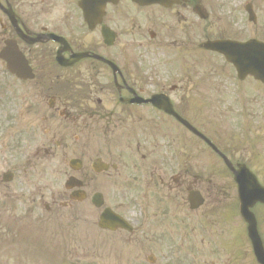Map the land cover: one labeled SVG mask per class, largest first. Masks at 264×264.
<instances>
[{
    "label": "flooded vegetation",
    "instance_id": "af4514ba",
    "mask_svg": "<svg viewBox=\"0 0 264 264\" xmlns=\"http://www.w3.org/2000/svg\"><path fill=\"white\" fill-rule=\"evenodd\" d=\"M4 1L24 22L32 23L33 31L64 35L75 51L101 54L117 67L92 57L72 67L59 66L53 60L59 45L51 41L28 48L33 80L0 76V264H19L14 236L35 233L39 225L50 223L69 233L81 224H95V216L107 207L139 223L141 219L132 217L138 199L143 223L150 225L156 215L185 207L190 188L201 191L205 209L212 197L216 203L227 199V167L212 165L206 144L149 102L153 94L164 92L175 110L195 124L190 94L183 90L190 85L189 93L194 92L195 78L191 73L173 78L170 62L149 59L162 50L178 56L180 51L194 52L179 37L191 38L195 31L196 5L210 13L206 21L214 18L225 27L223 35L233 34L236 14L221 21L217 12L227 8L218 6V0H189L170 10L118 0L107 5L103 18L116 33L113 44L107 45L98 36L102 24L92 30L85 24V37L77 35L79 30L75 33L74 22H81L82 14L73 5L62 6L59 0ZM252 5L251 37L264 41V7L257 0ZM44 21L48 25L43 26ZM237 32L245 40L249 31ZM142 34L150 40H133L137 49L129 37ZM252 80L259 87L253 118L263 119L258 136L253 142L242 139L237 149L224 143L223 148L231 156L250 153L252 169L264 185V83ZM199 117L201 125H195L204 134L211 132L207 117ZM25 156V166L13 167ZM84 205L91 210L85 212ZM43 207L48 215L39 213ZM261 209L264 205L257 203L256 212ZM157 222L162 225V218ZM73 235L77 244V232Z\"/></svg>",
    "mask_w": 264,
    "mask_h": 264
},
{
    "label": "rangeland",
    "instance_id": "374dc122",
    "mask_svg": "<svg viewBox=\"0 0 264 264\" xmlns=\"http://www.w3.org/2000/svg\"><path fill=\"white\" fill-rule=\"evenodd\" d=\"M63 10L60 12L62 13ZM0 43H1V35H0ZM186 55V58L183 57V55ZM209 56V53L203 52L202 50L196 49L193 53H185L184 51L179 52V58H181L185 62L192 61L194 63H199L202 59ZM217 61H219L217 59ZM172 68H176V64L172 65ZM173 72H176L173 70ZM179 74H181V70L178 69L177 71ZM185 74L187 75V70L185 69ZM216 82L222 83L226 82V85L230 89L231 85L228 81L223 80L222 78L215 79ZM190 85H185L183 90L185 94H189ZM217 88L222 87V84H217ZM223 88V87H222ZM200 94H203V90H200L198 92L194 93L193 97V106L194 108L200 105H205L203 102L199 100ZM236 101L229 102V105L233 106L230 109L232 112H235L234 109L237 108ZM197 109V108H196ZM229 117L232 118V116L229 114ZM263 218L261 219V226L264 230V214H260ZM235 228V235L233 237V242L230 240L231 237L226 240H223L225 243V246L228 248L224 249V251L221 254V257H214L211 256L209 259L207 256L210 255V251L208 248L200 247V253L199 255L202 256L201 258L196 257L198 260H196L195 264H202L201 261H206L207 264H255L253 263V256L250 253V246L247 239V234L244 228V225L242 223L234 224ZM230 227L224 228V235L229 231ZM232 231V229H231ZM99 234L98 236V244L96 245L95 250V259L98 261V264H136V262L132 261V258H137L140 261H143V259L151 252H155L157 255H160V260L154 264H191V262H185L187 261V258H185L188 254V251L186 249H182L179 246H173L171 245H157L155 243L149 242L142 238L141 233H135V234H128V233H120V234H110V233H104V232H97ZM84 237L85 242L87 244H90L91 241H89V236L87 235V232L84 231ZM125 236L122 239L120 236ZM132 235V236H128ZM178 234H176L175 239L177 238ZM35 237L38 238L36 235ZM102 238H107V240L101 241ZM241 245H239V244ZM27 250L26 246L23 244H20L18 248H15V251H19L21 255H28L25 253ZM33 254H40L39 250L36 249L32 252ZM31 253V254H32ZM29 255L26 257H23L22 264H55L54 259L52 257H47L51 260V263H48L43 256L42 257H33L31 258ZM54 256V254H53ZM107 257V258H105ZM53 261V262H52ZM189 261V260H188ZM144 262V261H143ZM12 263V262H10ZM150 264V263H145Z\"/></svg>",
    "mask_w": 264,
    "mask_h": 264
},
{
    "label": "water",
    "instance_id": "95a60500",
    "mask_svg": "<svg viewBox=\"0 0 264 264\" xmlns=\"http://www.w3.org/2000/svg\"><path fill=\"white\" fill-rule=\"evenodd\" d=\"M149 1H154V0H149ZM161 3H165V4H169L171 3L173 0H158ZM105 0H86L83 5L85 8H98L99 6H102L104 4ZM14 45H12L11 43L8 42V47H7V51H9L10 53L13 52L14 50ZM247 50L251 49V47H245ZM232 50L236 49V46L231 48ZM247 203V201H245V204ZM248 210V208H247ZM246 220L249 222V234L250 237L253 241L254 247H255V252L257 255L258 260L264 264V249L262 247L261 244V240L259 238L258 232H257V228H256V223L255 220L252 216V214L245 212L244 213Z\"/></svg>",
    "mask_w": 264,
    "mask_h": 264
}]
</instances>
